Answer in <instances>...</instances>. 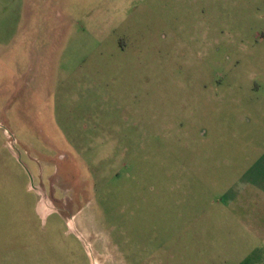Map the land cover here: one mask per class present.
I'll return each instance as SVG.
<instances>
[{
    "label": "rangeland",
    "instance_id": "1",
    "mask_svg": "<svg viewBox=\"0 0 264 264\" xmlns=\"http://www.w3.org/2000/svg\"><path fill=\"white\" fill-rule=\"evenodd\" d=\"M19 15L0 39V264H264V0Z\"/></svg>",
    "mask_w": 264,
    "mask_h": 264
},
{
    "label": "crops",
    "instance_id": "2",
    "mask_svg": "<svg viewBox=\"0 0 264 264\" xmlns=\"http://www.w3.org/2000/svg\"><path fill=\"white\" fill-rule=\"evenodd\" d=\"M28 2V0H26ZM23 4V0H0V14L10 13L8 18L2 17L0 18V39H6L11 37L10 31L15 34V29L17 23L19 27L21 7ZM32 11V7L30 10V5L27 4V12ZM23 31L21 33L22 39L30 38V28H34V22L30 24V17L27 18V22L23 27ZM10 34V35H9ZM18 33L17 36H19Z\"/></svg>",
    "mask_w": 264,
    "mask_h": 264
},
{
    "label": "bare ground",
    "instance_id": "3",
    "mask_svg": "<svg viewBox=\"0 0 264 264\" xmlns=\"http://www.w3.org/2000/svg\"><path fill=\"white\" fill-rule=\"evenodd\" d=\"M93 257H94V256H93ZM96 262H97V261H96V260H94V261H93V264H96Z\"/></svg>",
    "mask_w": 264,
    "mask_h": 264
}]
</instances>
